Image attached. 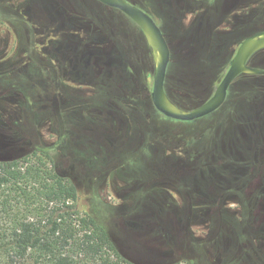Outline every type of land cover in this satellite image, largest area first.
<instances>
[{
    "label": "rangeland",
    "instance_id": "obj_1",
    "mask_svg": "<svg viewBox=\"0 0 264 264\" xmlns=\"http://www.w3.org/2000/svg\"><path fill=\"white\" fill-rule=\"evenodd\" d=\"M129 1L149 13L168 39V90L177 101L184 75H200L208 85L201 98L209 96L229 68L233 41L251 35L224 32L227 22L219 12L180 10L187 0ZM112 49L118 83L124 85L115 99L145 123L153 109L144 87L127 94L125 83L131 75L146 83V76L154 74L155 57L132 19L98 0H0V131L8 136L15 132L33 148L53 145L58 167L77 179L82 208L101 219L129 262L217 264L207 243L164 239L162 194L147 189L161 159L140 152L138 136L121 138L94 119L98 109L109 112L110 97L94 93L92 83L82 79L108 64ZM80 84L84 87L78 88ZM234 84L250 92V106L264 101V75H243ZM124 111L115 113L120 121ZM120 176L129 180L123 191ZM222 264L252 263L232 255Z\"/></svg>",
    "mask_w": 264,
    "mask_h": 264
},
{
    "label": "flooded vegetation",
    "instance_id": "obj_2",
    "mask_svg": "<svg viewBox=\"0 0 264 264\" xmlns=\"http://www.w3.org/2000/svg\"><path fill=\"white\" fill-rule=\"evenodd\" d=\"M187 1L188 6L180 10L186 12L194 8L210 15L213 11L221 13L227 22L226 33L253 35L264 30V0ZM245 38L231 44L230 64ZM262 53L264 48L254 52L246 64L264 65ZM100 54L101 51L96 53ZM109 55L108 64H101L92 78L86 75L82 81L92 83L94 93L110 97L106 104L109 112L98 109V118L94 119H101L121 138L138 136L137 149L161 159V166H156L155 173L147 180V189L149 193L162 194L164 239L172 241L183 237L207 243L209 252L219 260L217 264L232 255L247 258L252 264H264V101L258 100V104L250 106V92L239 90L234 84L249 73L236 76L218 108L193 119H177L162 113L152 99L154 76L147 75L145 83L131 75L125 83L129 88L126 93L134 94L143 86L153 109L148 121L142 123L124 111L115 99L117 89L124 85L118 83L121 75L113 63L116 51L112 49ZM224 76L205 99L201 98V91L208 85L200 75H184L179 80L178 101L168 90L167 76L165 90L173 103L187 112L208 101ZM122 111L126 116L120 121L115 113ZM127 160L134 161L133 157ZM120 180L119 187L123 191L129 180L121 176Z\"/></svg>",
    "mask_w": 264,
    "mask_h": 264
},
{
    "label": "trees",
    "instance_id": "obj_3",
    "mask_svg": "<svg viewBox=\"0 0 264 264\" xmlns=\"http://www.w3.org/2000/svg\"><path fill=\"white\" fill-rule=\"evenodd\" d=\"M6 134L0 131V264H134L82 208L77 179L58 167L53 145L33 148Z\"/></svg>",
    "mask_w": 264,
    "mask_h": 264
},
{
    "label": "water",
    "instance_id": "obj_4",
    "mask_svg": "<svg viewBox=\"0 0 264 264\" xmlns=\"http://www.w3.org/2000/svg\"><path fill=\"white\" fill-rule=\"evenodd\" d=\"M103 4L117 8L131 18L143 31L155 57L154 85L152 99L154 105L167 116L177 119H193L211 113L218 108L227 95L231 82L242 73L264 74V68L252 67L246 64L248 58L256 51L264 48V30L245 38L231 61L223 80L218 85L214 95L204 104L191 111H181L170 99L165 90V80L168 65L171 60L170 45L164 32L156 20L140 6L129 0H98Z\"/></svg>",
    "mask_w": 264,
    "mask_h": 264
}]
</instances>
